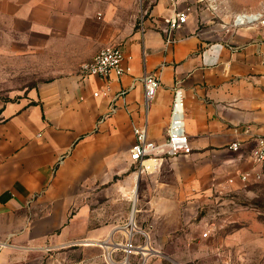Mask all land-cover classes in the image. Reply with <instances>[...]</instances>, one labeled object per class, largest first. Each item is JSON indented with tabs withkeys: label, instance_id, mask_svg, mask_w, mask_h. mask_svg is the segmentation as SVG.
I'll list each match as a JSON object with an SVG mask.
<instances>
[{
	"label": "crops",
	"instance_id": "crops-1",
	"mask_svg": "<svg viewBox=\"0 0 264 264\" xmlns=\"http://www.w3.org/2000/svg\"><path fill=\"white\" fill-rule=\"evenodd\" d=\"M178 2L188 20L167 44L165 0H0L8 53L38 80L0 95V264H194L205 256L203 239L181 233L185 225L263 166L251 152L264 136V28L231 24L264 0L252 9L240 0ZM108 46L121 47L129 71L83 78L82 64ZM151 74L160 87L146 109ZM176 90L192 153L140 172L130 159L135 129L164 142Z\"/></svg>",
	"mask_w": 264,
	"mask_h": 264
},
{
	"label": "rangeland",
	"instance_id": "rangeland-1",
	"mask_svg": "<svg viewBox=\"0 0 264 264\" xmlns=\"http://www.w3.org/2000/svg\"><path fill=\"white\" fill-rule=\"evenodd\" d=\"M257 1L240 0L242 5H251L248 9ZM232 2L225 0V5L231 7ZM0 44V49L5 46L6 51L0 53V95L15 96V91L38 80L26 78L24 71L16 69L17 58L8 53V38L3 31H0ZM185 226L181 233L187 236L193 231L203 239L205 256L194 264H264V165L259 173L250 174L247 181L241 180L239 186L227 187ZM205 233L208 236L203 238ZM180 258L190 262L189 255ZM170 260L175 263L174 259Z\"/></svg>",
	"mask_w": 264,
	"mask_h": 264
},
{
	"label": "built area",
	"instance_id": "built-area-1",
	"mask_svg": "<svg viewBox=\"0 0 264 264\" xmlns=\"http://www.w3.org/2000/svg\"><path fill=\"white\" fill-rule=\"evenodd\" d=\"M172 7V14L165 18L167 29L165 30L167 44L173 43V34L182 28L188 20V10H179V0H165ZM231 26L235 29L258 26L264 28V8L255 13H243L234 17ZM126 55L119 46H108L98 52L91 62L82 64L80 73L83 78L99 77L111 80L113 76L125 75L129 68L124 65ZM145 90V107L148 109L150 102L156 97L160 87V79L154 75H146L143 79ZM106 91L96 92L95 96H107ZM125 93L122 92L121 96ZM136 142L131 149L130 159L136 164L140 172L144 168L154 166L158 159L173 158L192 153L189 137L185 130L184 111L182 97L179 90H176L172 108L171 122L168 128V136L164 142L157 143L148 139L146 126L135 129ZM256 146L251 152V158L255 164L264 165V136L256 138ZM242 143L235 142L230 149L237 152L241 149ZM250 177L249 173L240 176L244 182ZM233 180H230L232 182ZM207 237L208 234L203 235ZM126 251L130 254L136 250V246L130 241L126 245Z\"/></svg>",
	"mask_w": 264,
	"mask_h": 264
},
{
	"label": "bare ground",
	"instance_id": "bare-ground-1",
	"mask_svg": "<svg viewBox=\"0 0 264 264\" xmlns=\"http://www.w3.org/2000/svg\"><path fill=\"white\" fill-rule=\"evenodd\" d=\"M135 196V195H134ZM135 198V197H134Z\"/></svg>",
	"mask_w": 264,
	"mask_h": 264
}]
</instances>
